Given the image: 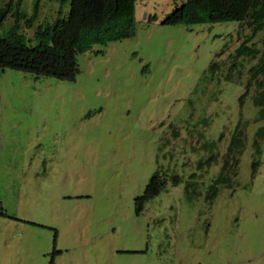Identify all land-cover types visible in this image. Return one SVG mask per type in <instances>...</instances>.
Instances as JSON below:
<instances>
[{
  "label": "rangeland",
  "instance_id": "rangeland-1",
  "mask_svg": "<svg viewBox=\"0 0 264 264\" xmlns=\"http://www.w3.org/2000/svg\"><path fill=\"white\" fill-rule=\"evenodd\" d=\"M182 1L136 0L134 34L78 53L72 80L0 71V264H264V106L245 87L256 59L228 69L249 31L161 24ZM33 2H21L27 16ZM56 9L37 0L20 32ZM237 131L229 184L206 199ZM155 171L164 188L137 212Z\"/></svg>",
  "mask_w": 264,
  "mask_h": 264
},
{
  "label": "trees",
  "instance_id": "trees-1",
  "mask_svg": "<svg viewBox=\"0 0 264 264\" xmlns=\"http://www.w3.org/2000/svg\"><path fill=\"white\" fill-rule=\"evenodd\" d=\"M57 9L50 21L35 27L31 38L21 30V23L30 27L37 16V0H34L31 14L21 9L22 0H6L0 5V71L9 68L27 72L34 77H52L59 80H72L77 73L76 55L89 49L93 44H105L130 37L134 34L133 12L136 0H55ZM6 19L11 23L4 25ZM236 21L238 26L247 27L248 35L229 55L228 69L236 67L238 57H247L256 61L248 68L249 79L255 85L252 96L254 106H264V0H183L161 20V24L177 25L197 22ZM259 32L260 47L252 39ZM218 68L217 63L208 66L210 71ZM226 80L230 75L224 76ZM260 118L264 119V110L260 109ZM264 136V124L256 133L257 138ZM204 149H212L214 143H202ZM243 147L240 131L232 136L222 156L218 174L207 187L206 199H211L219 184H229L227 171L236 162L234 153ZM233 150V151H232ZM256 152L258 147L255 146ZM215 161L211 155L197 166ZM256 162H252V174ZM177 177H172L176 183ZM165 185V178L154 172L148 178L142 194L134 198L135 210H141L143 204L155 197ZM186 184V186H188ZM185 186V187H186ZM1 213V212H0Z\"/></svg>",
  "mask_w": 264,
  "mask_h": 264
}]
</instances>
